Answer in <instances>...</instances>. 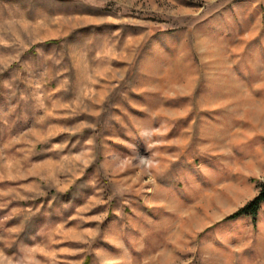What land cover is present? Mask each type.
<instances>
[{
    "label": "rangeland",
    "instance_id": "obj_1",
    "mask_svg": "<svg viewBox=\"0 0 264 264\" xmlns=\"http://www.w3.org/2000/svg\"><path fill=\"white\" fill-rule=\"evenodd\" d=\"M264 0H0V264H264Z\"/></svg>",
    "mask_w": 264,
    "mask_h": 264
},
{
    "label": "trees",
    "instance_id": "obj_2",
    "mask_svg": "<svg viewBox=\"0 0 264 264\" xmlns=\"http://www.w3.org/2000/svg\"><path fill=\"white\" fill-rule=\"evenodd\" d=\"M263 202H264V184L262 185V189L260 193L256 197H254L250 202L239 208L236 212L227 216V218H235L239 215L246 213L251 214L255 217L257 215L258 209L260 208Z\"/></svg>",
    "mask_w": 264,
    "mask_h": 264
}]
</instances>
